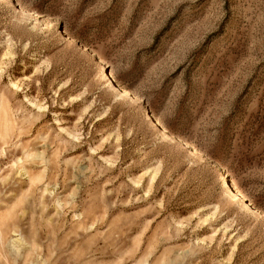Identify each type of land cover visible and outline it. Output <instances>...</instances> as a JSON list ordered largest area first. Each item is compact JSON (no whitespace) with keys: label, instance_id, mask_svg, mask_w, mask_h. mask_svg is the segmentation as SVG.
<instances>
[{"label":"rangeland","instance_id":"rangeland-1","mask_svg":"<svg viewBox=\"0 0 264 264\" xmlns=\"http://www.w3.org/2000/svg\"><path fill=\"white\" fill-rule=\"evenodd\" d=\"M0 264H264V0H0Z\"/></svg>","mask_w":264,"mask_h":264},{"label":"bare ground","instance_id":"bare-ground-1","mask_svg":"<svg viewBox=\"0 0 264 264\" xmlns=\"http://www.w3.org/2000/svg\"><path fill=\"white\" fill-rule=\"evenodd\" d=\"M4 1H6V0H4ZM97 60H98L99 64H104V62H103L102 60H100L99 58H98ZM106 82L108 83L109 86H112L113 83H114V81H113V76H110V75H109V76H108V79H107ZM121 91H122V96L127 97V98H130V99L132 98L133 100H138V99H136L135 96H133L131 93H129L128 90H126V89H122ZM155 123H156V126L159 127V128L161 129L163 136H164L165 138H169V137H168V133L166 132V130L163 129L161 123L158 122V121H155ZM170 138H171V140H172L173 142H177V143H182V144H183V142H182L177 136H170ZM186 145H187V144H186ZM186 145H185V146H186ZM188 147H190V146H188ZM188 147H187V148H188ZM191 150H193V149H191ZM226 187H227L229 190H231L232 193H234V197H235V198H238V199H240V200L242 201V203H245L246 200H245L244 196L240 193V191L237 189V187H236L234 184H233L232 187H231L230 184L228 183V184L226 185ZM249 207H250V206H249ZM260 215H262V212L260 213ZM18 242H19V241H18Z\"/></svg>","mask_w":264,"mask_h":264}]
</instances>
